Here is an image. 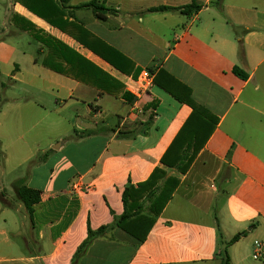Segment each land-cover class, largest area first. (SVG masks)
Segmentation results:
<instances>
[{"label": "crops", "instance_id": "crops-1", "mask_svg": "<svg viewBox=\"0 0 264 264\" xmlns=\"http://www.w3.org/2000/svg\"><path fill=\"white\" fill-rule=\"evenodd\" d=\"M92 1L104 20L83 6ZM193 2L201 7L191 13L151 10ZM6 22L40 44L0 40V59L12 66L0 75L16 90L0 96V264H222L223 243L238 234L231 264H264V0H0ZM58 43L73 51L72 63L53 49ZM110 47L127 58L117 61L127 71L101 56ZM145 70L153 81L136 101ZM172 91L217 119L186 173L161 162L193 110ZM79 104L85 115L74 135H54L73 125L61 114ZM41 122L54 132L47 138L36 130ZM157 168L180 182L147 236L115 225L75 260L89 229L125 213L127 186ZM22 179L39 191L32 214L7 188ZM150 190L129 199L131 213L151 216Z\"/></svg>", "mask_w": 264, "mask_h": 264}, {"label": "trees", "instance_id": "trees-1", "mask_svg": "<svg viewBox=\"0 0 264 264\" xmlns=\"http://www.w3.org/2000/svg\"><path fill=\"white\" fill-rule=\"evenodd\" d=\"M83 6L92 7L99 19L104 20L106 18V15L101 12L103 7L98 5L96 1L84 4ZM200 7V5L193 2L191 4L181 7L159 6L152 8L151 10L162 11L173 9L180 10L183 13H191L193 11L199 10ZM53 49L56 50L66 61L68 60L69 63L73 62L71 59V53H73V51L66 47L64 44L58 43L53 47ZM101 56L107 61H109L111 64H113L116 68H119L124 72L127 71L124 66L118 64L117 62L119 59L123 58L125 59V61H127V58L118 50L110 47L108 53L102 52ZM44 63L50 65L53 69L57 71H61L60 67L57 64L51 65L50 63H48V61H44ZM235 72L243 78L247 77V75L238 68H235ZM155 82L157 84L161 83L159 82L157 77L155 78ZM163 87L165 86L163 85ZM173 94L175 93L173 92ZM175 96H177L183 102L189 104L193 110L191 115L186 120L179 133L176 135L171 145L163 155L161 162L164 165L174 169L175 171H178L180 173H186L191 167L198 152L203 148V146L209 139L211 133L215 128L217 119L211 113H209L203 106L193 101L190 98L189 94L185 97L178 96L177 94H175ZM160 179H162V183L158 184V181ZM179 182L180 180L178 177L173 175L167 176V173L164 169L157 168L153 171L150 179L146 183L139 185L136 189L133 188V186H127L123 194V200L126 208L125 213L121 216L120 219L116 220L115 222L109 225L102 226L97 230L89 229L88 237L79 247L78 252L75 256V260L78 255H80V253L85 250V248L89 245L93 238L104 234L108 229L112 228L115 225H123L127 232H129L131 235L138 238L139 240H143L147 236L149 229L154 223L155 216H157L163 210V208L171 198L172 192L178 186ZM13 187L16 194L27 205L29 213L32 214V205L38 202L40 198L39 191L27 186L25 184V180L23 179L16 181L13 184ZM145 187H149L151 189L147 195V197L151 201V216L143 215L142 217H138V213L135 214L129 211L128 203L129 199H134L135 197L137 199L141 198L140 191L143 190ZM3 195V191L0 192V196ZM133 216L135 217V219H133V223L129 226L126 225L124 222ZM141 229L143 231L139 233V230ZM240 236V234L235 235L229 242L223 243L221 250L222 264H231L230 256L228 253V246L231 243L237 241Z\"/></svg>", "mask_w": 264, "mask_h": 264}, {"label": "rangeland", "instance_id": "rangeland-1", "mask_svg": "<svg viewBox=\"0 0 264 264\" xmlns=\"http://www.w3.org/2000/svg\"><path fill=\"white\" fill-rule=\"evenodd\" d=\"M15 31L17 32V34H15ZM5 39L7 41V43L9 45H11L12 47H15L17 49L24 48L26 50V48L30 49L32 47V45L35 46H39V42H37L36 40H34L32 38V35L29 32H25V33H20L18 32V30L16 29V27H14L12 24H10L9 22H6L5 24L1 23L0 24V40ZM0 66L2 67V70L5 72L8 69H12V66H8L7 64H3L1 59H0ZM2 82L5 84V86L10 85V79L5 75V74H1L0 75ZM18 85H21L20 83H17ZM1 87V91H0V96H2V98L4 96H10V95H14V93L16 92V90H13V88H11V86H8L7 88H4L2 85ZM77 107V108H76ZM76 107H71V108H67V110H65L61 115L62 116H67V120H70L73 125H70V123L68 122H64L63 125L61 126L60 130L55 131V133L52 131V128H49L47 124L44 123H39L36 130H40L45 136L46 138L48 137V133L52 134L54 133V135L58 134L59 132H63L65 134L68 135H74L75 133V129L77 124L82 122L84 119V115H85V106L83 104H79ZM80 109L79 111L77 109ZM89 109V107H88ZM115 121H109L107 124V126H110V124H114ZM26 123L24 124V127H26ZM67 132V133H66ZM67 141H72V139H68ZM60 142V141H59ZM70 150L67 151V153ZM73 153H69L68 155H72ZM30 166H33V163L29 162L28 164H26V166L23 167L22 169V173H26L28 171V168H30ZM48 166H44L41 171L39 170V174L45 173V171L47 170ZM21 172V171H20ZM8 190H10L11 192H15L14 191V187H12L11 185L7 186Z\"/></svg>", "mask_w": 264, "mask_h": 264}, {"label": "built area", "instance_id": "built-area-1", "mask_svg": "<svg viewBox=\"0 0 264 264\" xmlns=\"http://www.w3.org/2000/svg\"><path fill=\"white\" fill-rule=\"evenodd\" d=\"M152 78L151 73L148 70L142 71V73L139 75L137 79V83L139 85V89L137 92H135L136 95V101H138L143 94L147 93V90H149V87L152 84ZM142 107L137 105L135 107V110L142 111ZM73 188L75 189H83L84 187L80 183H76L73 185Z\"/></svg>", "mask_w": 264, "mask_h": 264}, {"label": "water", "instance_id": "water-1", "mask_svg": "<svg viewBox=\"0 0 264 264\" xmlns=\"http://www.w3.org/2000/svg\"><path fill=\"white\" fill-rule=\"evenodd\" d=\"M57 147V146H56Z\"/></svg>", "mask_w": 264, "mask_h": 264}]
</instances>
